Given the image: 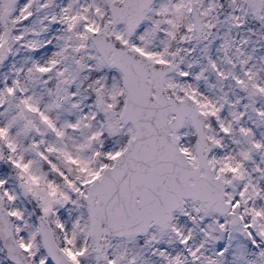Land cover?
Here are the masks:
<instances>
[{"label": "snow or ice", "instance_id": "6c2138e0", "mask_svg": "<svg viewBox=\"0 0 264 264\" xmlns=\"http://www.w3.org/2000/svg\"><path fill=\"white\" fill-rule=\"evenodd\" d=\"M0 264H264V0H0Z\"/></svg>", "mask_w": 264, "mask_h": 264}]
</instances>
